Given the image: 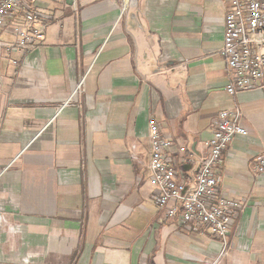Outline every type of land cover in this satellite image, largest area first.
I'll return each mask as SVG.
<instances>
[{
  "label": "crops",
  "instance_id": "0c3cea01",
  "mask_svg": "<svg viewBox=\"0 0 264 264\" xmlns=\"http://www.w3.org/2000/svg\"><path fill=\"white\" fill-rule=\"evenodd\" d=\"M122 2L36 0L43 44L0 55V264H264V175L253 169L264 89L226 92L228 0H136L126 14ZM80 79L84 92L61 109ZM233 105L249 134L223 153L220 185L246 209L220 259L207 229L168 221L154 201L149 121L199 159ZM176 168L193 178L195 166Z\"/></svg>",
  "mask_w": 264,
  "mask_h": 264
},
{
  "label": "built area",
  "instance_id": "2783aa9c",
  "mask_svg": "<svg viewBox=\"0 0 264 264\" xmlns=\"http://www.w3.org/2000/svg\"><path fill=\"white\" fill-rule=\"evenodd\" d=\"M135 1L123 0L122 14H126ZM20 20L24 24L18 28L17 40L0 41V55L5 50L25 56L43 44L45 28L36 0H0V31L8 23ZM224 38L220 53L227 67L228 95L235 97L246 91L264 89V0H228ZM84 81L80 79L78 89L61 109L84 92ZM243 118V112L236 105L221 110L215 118L212 137L205 142L204 157L199 159L186 147L174 150V143L163 136L159 123L155 119L149 121L147 168L155 187L154 201L168 221L195 232L207 229L222 244L220 259L227 256L229 234L246 209V203L229 198L221 190L219 175L223 153L233 139L249 134L242 125ZM176 163L180 167L195 166L190 181L180 180ZM253 169L259 176L264 175V156L257 159ZM11 232L20 234L18 230Z\"/></svg>",
  "mask_w": 264,
  "mask_h": 264
}]
</instances>
